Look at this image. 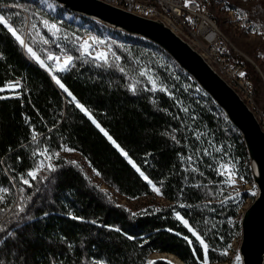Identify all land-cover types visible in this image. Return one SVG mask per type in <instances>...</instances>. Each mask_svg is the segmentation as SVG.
<instances>
[{
	"label": "trees",
	"instance_id": "16d2710c",
	"mask_svg": "<svg viewBox=\"0 0 264 264\" xmlns=\"http://www.w3.org/2000/svg\"><path fill=\"white\" fill-rule=\"evenodd\" d=\"M40 1L0 0V15L10 17L9 24L40 60L50 54L73 56L68 69L55 76L75 101L0 25V89L12 82L21 86L0 92V189L7 190L0 195V261L170 264L149 263L157 254L201 264L203 246L176 218L179 213L208 245V264L226 263L228 256L222 253L241 234L244 200L228 198L221 165L253 181L241 134L207 94L195 92L193 79L157 46L59 6L52 14ZM231 7L249 23L248 30L264 34L263 0L248 10ZM43 20L60 31L49 34ZM106 30L111 38L108 63L81 56L79 39ZM253 60L264 69V46ZM144 71L157 87L140 75ZM251 73L255 86L261 80L254 69ZM44 149L47 154L41 155ZM66 152L78 154L100 184L125 200L154 198L155 186L163 204L152 199L144 209L131 212L102 191L77 161L66 158ZM41 163L33 180L27 173Z\"/></svg>",
	"mask_w": 264,
	"mask_h": 264
},
{
	"label": "water",
	"instance_id": "95a60500",
	"mask_svg": "<svg viewBox=\"0 0 264 264\" xmlns=\"http://www.w3.org/2000/svg\"><path fill=\"white\" fill-rule=\"evenodd\" d=\"M50 1L72 14L157 46L225 114L242 136L250 160L251 177L257 187L256 197L241 216L239 255L242 264H264V132L252 111L198 53L159 19L143 18L99 0Z\"/></svg>",
	"mask_w": 264,
	"mask_h": 264
},
{
	"label": "built area",
	"instance_id": "2783aa9c",
	"mask_svg": "<svg viewBox=\"0 0 264 264\" xmlns=\"http://www.w3.org/2000/svg\"><path fill=\"white\" fill-rule=\"evenodd\" d=\"M99 1L143 18L159 19L176 36L185 39L190 47L198 49L200 57L221 79H224L229 86L236 87L246 99H250L253 87L250 73L245 64L234 56L227 37L220 32L215 18L209 13L210 8L214 7L212 0ZM40 3L50 13H56L57 5L50 0H41ZM186 3L187 6H185ZM226 15H229L228 22L233 29L240 31L244 22L240 17H237L235 10L228 7ZM73 18L71 15L68 16V19ZM75 22L79 23L80 19H75ZM90 38H95L97 43H93ZM85 40L90 45V55L85 56L93 59L97 52H106L107 57L110 54L111 46L108 43L111 38L108 30L103 31L101 36L87 34L80 38L77 44L80 55V44ZM106 44L109 47L105 46ZM241 72L245 75L240 76Z\"/></svg>",
	"mask_w": 264,
	"mask_h": 264
},
{
	"label": "rangeland",
	"instance_id": "374dc122",
	"mask_svg": "<svg viewBox=\"0 0 264 264\" xmlns=\"http://www.w3.org/2000/svg\"><path fill=\"white\" fill-rule=\"evenodd\" d=\"M212 1L214 4V7L210 8L209 13L212 14L213 17L215 18L216 25L219 27L220 32H222L227 37L231 45L230 48L234 52L233 53L234 56L237 58L238 61L245 62V63L247 62L248 65H246L247 67L246 69L249 71L250 73L249 75L251 79H252L251 70L254 69L258 73L261 82L252 87V95L250 99L248 98L246 99L244 97V94L238 91L236 87L229 86L224 79L222 80L230 88H232L235 91V93L240 97V99L245 103V105L250 109V111H252V113L254 114L255 118L259 122L264 132V69L261 70L253 60L254 57L258 54V52L264 46V34L260 32H256V31L248 30L249 23H246L244 19L241 18L237 14L235 8L231 7V6H234L238 8V10H248L251 7H253L258 2V0H212ZM228 7L234 9L236 14L238 15L237 17H240L244 22L240 31L234 30L233 27L228 22L229 15H226ZM47 31L49 34H52L48 29ZM180 39L187 43L185 39L181 37ZM108 44L110 45V43ZM105 46H108V45L106 44ZM190 48L200 55L198 49H195L192 47ZM64 57L65 56L60 57V60L62 61ZM44 62H45L44 67H42L39 62L38 63L40 67L43 68L51 76V78L55 74L64 73L66 71V70L64 71L56 70V66H57L56 60L47 59ZM50 67L52 68L51 72L49 71ZM210 69L214 71L211 67ZM144 73L147 76V78L150 80V82L153 81L149 72L144 71ZM252 83H253V80H252ZM151 85L153 86L152 82H151ZM155 87H157L156 83H155ZM20 88L21 86L18 82H12L8 84V86L4 88V90L17 91ZM194 90L196 93L202 92V90L198 88L197 86ZM15 96H20V94H17ZM64 155L66 156V158H71L77 161L83 167L88 177L96 185H98L102 191L109 193V195L112 197V199H114V201L118 205H121L127 208L131 212L144 209L150 204V202H152V199L155 200V202H159L161 204H163L164 202L162 199H160L157 196V194L155 195L154 198H151V199L140 198L136 200H125L124 198L115 194L112 190L105 187L103 184H100L99 180H97L96 177L93 176L92 172L88 170L87 164L78 154L66 152ZM223 171H225V175L223 176L226 180L229 173L226 170H223ZM231 171L235 173V175L232 176V179L235 181V183L234 184L225 183V186H226L225 192L228 194V198L231 200H234L236 202H239L240 200L242 201L244 200L243 205L240 209L241 210L240 215L242 216V213L244 212V210L251 205L254 198L256 197L257 187L255 186L253 181H249L246 177H243V179H241V177H238V174L236 173L237 171L235 169ZM4 193L5 192H0V195H4ZM243 196H246V197L243 198ZM240 240H241V237H240V234H238L236 236V239L231 245L230 251L227 252L228 260L224 264H242L241 258L239 255ZM237 256H239V261L236 260ZM155 259H160L159 256H157V254L156 255L153 254L152 256H150L149 263L156 261Z\"/></svg>",
	"mask_w": 264,
	"mask_h": 264
},
{
	"label": "snow or ice",
	"instance_id": "6c2138e0",
	"mask_svg": "<svg viewBox=\"0 0 264 264\" xmlns=\"http://www.w3.org/2000/svg\"><path fill=\"white\" fill-rule=\"evenodd\" d=\"M185 6H187V3L185 4ZM10 19L9 18H6L4 15H0V25H4V27L7 28L8 32H10L12 34L13 37H15V39L21 44V46H23L24 48H26V50L28 51V53L34 58L36 59L42 67L45 66V62L43 60H40L39 57H37L36 53L32 50L31 47L28 46L27 43H25V40L24 39H21V36L17 34V30L15 28H13L8 20ZM41 23L52 33V35H56L60 29L57 27V25L55 23H52L50 24L47 20H43L41 21ZM33 28L36 27V25H32ZM79 39V38H77ZM92 39V42L93 43H97V41L95 40V38H90ZM45 44L48 43V40H44L43 41ZM89 48H90V45L88 44V41L85 40L82 44H80V49H81V56H85V55H90L89 53ZM48 60H56L58 63H57V66H56V70H59V71H64V70H67V68L72 64L73 62V56L71 55H65L64 59H63V64H59V60H60V57H57V56H53V55H49L47 57ZM77 59H79V57H77ZM94 60H99V61H103L104 63H108V60H107V53L106 52H97L95 54V56L93 57ZM116 60H119V57H116ZM121 71H123V69L121 68L120 69ZM49 71L51 72L52 71V68L50 67L49 68ZM141 76H144L145 73L144 72H141L140 73ZM240 76H244L245 74L244 73H239ZM52 79L56 82L57 85H59V87L61 89H63L64 92H66L68 94V96L72 97V101H75V97L72 96V93L69 92V90L64 86V84L61 83V81L55 76L53 75L52 76ZM153 83V88H155V82L154 81H151ZM18 86V85H17ZM130 87V90H133V86H129ZM163 90V89H161ZM0 91H3V89H0ZM75 106L82 112L84 113L85 116L88 117L89 120L92 121V123L94 125H96L97 128L100 129V131L108 138V140L115 146L117 147L118 150L121 151V154L124 155L126 158H127V153H125L122 149H120L119 145L116 144V142L112 139L111 136H109V134L103 129L100 127V125L96 122L95 119H93L91 113L82 105L80 104L79 102H76L75 103ZM36 139V136L33 135V140L35 141ZM66 151L70 150V149H65ZM47 149H44V151L42 153H40L41 155H46L47 154ZM217 151H219V149H217ZM58 155V153L56 154ZM50 159V157H47ZM74 163V162H73ZM129 163L133 165V167L135 168L136 165L129 159ZM43 168V164H39L37 165V168L34 169L33 171H29L27 173V175L29 177H32L33 180L36 179V176H37V172L39 170H41ZM221 168L223 170H226L229 174L227 176V179L225 180V183H228V184H234L235 181L232 179V176L235 175L234 172L231 171V169L229 168L228 165H221ZM54 169L52 168L51 165L48 166V171L51 172L53 171ZM136 170L139 172L140 169L139 168H136ZM141 176H143L144 174L141 172L140 173ZM221 175H225V171H221L220 172ZM145 179H147V177H145ZM241 179H243V177H241ZM23 183L28 185L29 184V181L27 179H24L23 180ZM149 183H151V181H149ZM31 186V185H29ZM154 192H156L157 194H160V191L158 188H156L155 186H153V189H152ZM7 190L6 189H0V192H6ZM21 191H23L21 189ZM3 197L0 196V200H2ZM20 211L23 212L24 211V208L21 207L20 208ZM176 218L181 220V222L184 224L185 227L188 228V230L192 233L193 236L196 237L197 241H199V243L203 246V250H204V258H203V261L201 262V264H208V245L204 242V240L197 234L196 231H194L191 227H189L188 225V221L186 220H183L182 217H180L179 213H177L176 215ZM73 219H76V217H73ZM0 231H4L3 228H0ZM8 235H12L11 232L8 233ZM129 239H131V237H129ZM185 239L187 240L188 238L185 237ZM189 244L192 243L191 240L188 241ZM195 254V253H194ZM223 255H227V252H224L222 253ZM236 260L239 261V256L236 257ZM0 264H3L2 261H0Z\"/></svg>",
	"mask_w": 264,
	"mask_h": 264
},
{
	"label": "bare ground",
	"instance_id": "6f19581e",
	"mask_svg": "<svg viewBox=\"0 0 264 264\" xmlns=\"http://www.w3.org/2000/svg\"><path fill=\"white\" fill-rule=\"evenodd\" d=\"M58 63V62H57ZM59 64H63V60H59ZM159 256L160 259L170 263V264H182L177 258H175L174 256H169V255H157Z\"/></svg>",
	"mask_w": 264,
	"mask_h": 264
}]
</instances>
